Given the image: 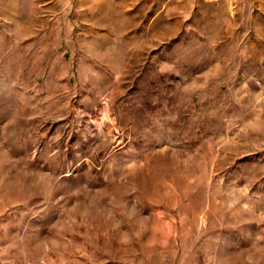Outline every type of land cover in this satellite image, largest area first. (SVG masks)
Returning a JSON list of instances; mask_svg holds the SVG:
<instances>
[{"label": "rangeland", "instance_id": "rangeland-1", "mask_svg": "<svg viewBox=\"0 0 264 264\" xmlns=\"http://www.w3.org/2000/svg\"><path fill=\"white\" fill-rule=\"evenodd\" d=\"M0 264H264V0H0Z\"/></svg>", "mask_w": 264, "mask_h": 264}]
</instances>
